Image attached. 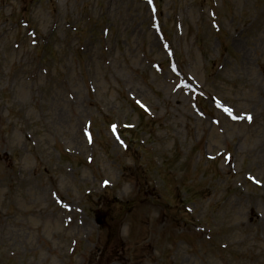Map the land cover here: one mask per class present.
<instances>
[{
  "label": "rangeland",
  "instance_id": "obj_1",
  "mask_svg": "<svg viewBox=\"0 0 264 264\" xmlns=\"http://www.w3.org/2000/svg\"><path fill=\"white\" fill-rule=\"evenodd\" d=\"M0 264H264V0H0Z\"/></svg>",
  "mask_w": 264,
  "mask_h": 264
}]
</instances>
